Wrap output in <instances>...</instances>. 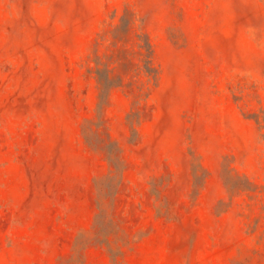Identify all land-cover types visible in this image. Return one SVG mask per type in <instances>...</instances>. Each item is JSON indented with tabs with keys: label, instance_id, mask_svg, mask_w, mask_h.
Here are the masks:
<instances>
[{
	"label": "rangeland",
	"instance_id": "374dc122",
	"mask_svg": "<svg viewBox=\"0 0 264 264\" xmlns=\"http://www.w3.org/2000/svg\"><path fill=\"white\" fill-rule=\"evenodd\" d=\"M0 264H264V0H0Z\"/></svg>",
	"mask_w": 264,
	"mask_h": 264
}]
</instances>
